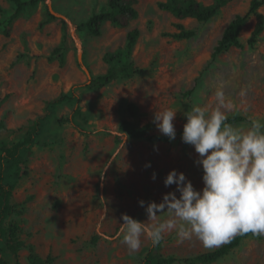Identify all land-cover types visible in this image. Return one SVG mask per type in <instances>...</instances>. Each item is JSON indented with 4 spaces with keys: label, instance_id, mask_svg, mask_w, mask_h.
<instances>
[{
    "label": "rangeland",
    "instance_id": "rangeland-1",
    "mask_svg": "<svg viewBox=\"0 0 264 264\" xmlns=\"http://www.w3.org/2000/svg\"><path fill=\"white\" fill-rule=\"evenodd\" d=\"M36 1L9 24L15 5L0 0V142L18 143L36 130L20 163L4 165L6 181L14 187L13 203L22 210L9 219L18 224L26 245L20 263L30 264L29 246L42 260L50 259L45 264H142L148 255L194 257L224 245L205 248L195 236L181 242L175 231L165 233L157 245L142 236L136 252L122 243V214L147 222V203H160L176 188L164 185L171 170L185 173L197 190L204 183L202 166L195 163L198 154L181 137L132 140L120 125L127 120L149 135H162L154 115L171 109L177 111L176 132L183 131L185 113L193 105L215 107L217 88L234 105L228 117L247 119L234 127L246 131L252 120L264 122V33L249 45L257 19L250 18L241 33L243 48L212 60L224 30L248 12L252 0L230 2L207 23L161 10L159 4L167 0H137V19H125L123 27L104 23L100 36L78 27L106 10L109 0ZM214 1L198 0L203 6ZM260 11L264 14V7ZM178 25L194 37L174 38ZM133 29L140 30V37L133 64L127 65V35ZM107 54H121V63L107 61ZM124 65L125 72L111 84L89 88L109 68ZM71 94L80 103L53 104ZM129 104L136 106L135 116ZM169 218L164 212L151 223ZM0 257L16 264L4 244ZM215 264H264V236L251 234Z\"/></svg>",
    "mask_w": 264,
    "mask_h": 264
},
{
    "label": "clouds",
    "instance_id": "clouds-1",
    "mask_svg": "<svg viewBox=\"0 0 264 264\" xmlns=\"http://www.w3.org/2000/svg\"><path fill=\"white\" fill-rule=\"evenodd\" d=\"M215 101L214 108L193 105L185 113L181 137L198 154L195 163L203 169V189L197 190L185 173L171 170L164 185L176 188L164 194L160 203H147V222L122 214L119 235L130 252L140 249L142 236L157 245L165 233L173 231L181 242L195 236L205 248L220 246L237 235L264 236V122L252 120L246 131L236 128L227 122L234 105L221 88L215 92ZM176 114L169 109L154 115L158 130L170 140L177 134ZM156 178L154 172L152 179ZM145 203L139 201L141 207ZM164 212L169 219L151 223Z\"/></svg>",
    "mask_w": 264,
    "mask_h": 264
},
{
    "label": "trees",
    "instance_id": "trees-1",
    "mask_svg": "<svg viewBox=\"0 0 264 264\" xmlns=\"http://www.w3.org/2000/svg\"><path fill=\"white\" fill-rule=\"evenodd\" d=\"M14 3L15 9L9 18V24L16 21L20 15L27 9L28 6H35L36 0H10ZM234 0H215L213 5L203 6L198 0H167V2H161L159 7L161 10L172 13L177 18H193L200 23H207L211 21L218 12L227 4ZM137 0H109L106 10L99 13H94L89 19L80 24L78 29L85 28L91 35L100 36L101 28L104 23H111L117 27H123L124 21L127 18L137 19L139 16L136 9ZM264 7V0H252L249 10L244 15H237L226 27L222 38L219 40L217 46L214 48L212 54V60L230 51L232 48H243L240 36L247 25L250 18L255 17L257 23L255 29L249 39V45L254 46L261 35L264 33V14L260 11ZM0 12H3V8L0 4ZM54 17L52 14H50ZM63 24L65 22L61 20ZM178 33L173 34V37L179 40H189L194 37L193 31H188L184 26L178 25ZM140 37V30L133 29L127 35V44L125 48V60L128 64H133L132 55L134 47ZM52 61L53 57L48 58ZM105 59L109 62L118 61L121 63V54H107ZM127 65L121 68L111 67L108 71L92 80L90 89H101L113 82V80L121 73L125 72ZM76 103H80L79 98L74 94L63 95L53 104H60L66 101L75 100ZM128 112L131 116L136 115V106L129 104ZM64 121V120H63ZM247 119L243 116L228 117V123L232 125H238L246 122ZM1 129V128H0ZM120 130L125 133L132 140L147 141L149 143L156 142H168L171 141L165 135H149L146 130L141 127L134 126L129 121L124 120L120 125ZM36 130L32 129L28 132L26 138L18 143H11L9 141L0 142V152L2 156L0 158V245H5V250L9 252L16 261V264H21L19 261L20 251L26 247L25 243L20 237V228L18 224L9 222V219L14 215H20L22 210L13 203V190L14 187L6 181L4 172V165L6 162H12L16 165L20 163L21 151L33 141V136ZM176 138L182 137L183 131L176 132ZM252 233L246 235H237L229 242L225 243L221 247L203 253L194 257L177 258V257H152L148 255L142 264H215L221 261L223 258L230 255L234 250L239 248L242 242L248 238ZM30 254L28 261L30 264H45L50 259L42 260L35 253L32 246H29ZM0 264H8V262L0 257Z\"/></svg>",
    "mask_w": 264,
    "mask_h": 264
},
{
    "label": "water",
    "instance_id": "water-1",
    "mask_svg": "<svg viewBox=\"0 0 264 264\" xmlns=\"http://www.w3.org/2000/svg\"><path fill=\"white\" fill-rule=\"evenodd\" d=\"M85 71H86L87 73H89L87 69H85Z\"/></svg>",
    "mask_w": 264,
    "mask_h": 264
}]
</instances>
